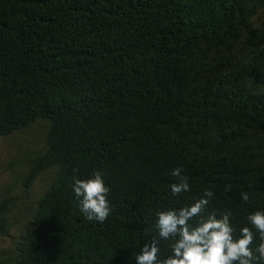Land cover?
Returning <instances> with one entry per match:
<instances>
[{"label": "trees", "instance_id": "16d2710c", "mask_svg": "<svg viewBox=\"0 0 264 264\" xmlns=\"http://www.w3.org/2000/svg\"><path fill=\"white\" fill-rule=\"evenodd\" d=\"M36 123L45 145L22 184L54 178L0 264H135L156 213L205 189V215L230 211L238 235L264 210V0H0V138ZM97 170L103 224L71 187ZM11 207L0 200V237Z\"/></svg>", "mask_w": 264, "mask_h": 264}, {"label": "clouds", "instance_id": "9594fccd", "mask_svg": "<svg viewBox=\"0 0 264 264\" xmlns=\"http://www.w3.org/2000/svg\"><path fill=\"white\" fill-rule=\"evenodd\" d=\"M181 172L180 168L172 171L177 182L171 185V193L177 197L190 191L188 178ZM71 187L86 220L103 224L109 218L111 189L100 171L87 178L73 177ZM213 195L205 189L191 204L157 212L155 235L136 252L135 264H264V210L250 212L237 235L230 211L205 215ZM241 198L249 201L247 193ZM162 241L169 242L167 253L162 251Z\"/></svg>", "mask_w": 264, "mask_h": 264}, {"label": "rangeland", "instance_id": "374dc122", "mask_svg": "<svg viewBox=\"0 0 264 264\" xmlns=\"http://www.w3.org/2000/svg\"><path fill=\"white\" fill-rule=\"evenodd\" d=\"M47 127L46 124L36 123L0 138V200L5 197L12 199L10 217L15 222L9 236L0 237V254L20 233L30 228L36 202L54 178V170H49L40 174L31 186L25 188L22 184L25 162L31 153L44 148Z\"/></svg>", "mask_w": 264, "mask_h": 264}]
</instances>
